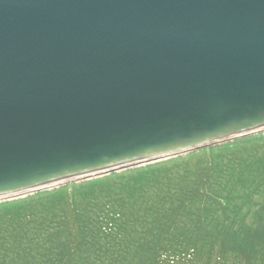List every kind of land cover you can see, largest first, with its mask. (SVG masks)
<instances>
[{
  "label": "water",
  "instance_id": "water-1",
  "mask_svg": "<svg viewBox=\"0 0 264 264\" xmlns=\"http://www.w3.org/2000/svg\"><path fill=\"white\" fill-rule=\"evenodd\" d=\"M264 132V0H0V201Z\"/></svg>",
  "mask_w": 264,
  "mask_h": 264
},
{
  "label": "trees",
  "instance_id": "trees-1",
  "mask_svg": "<svg viewBox=\"0 0 264 264\" xmlns=\"http://www.w3.org/2000/svg\"><path fill=\"white\" fill-rule=\"evenodd\" d=\"M264 264V133L0 202V264Z\"/></svg>",
  "mask_w": 264,
  "mask_h": 264
},
{
  "label": "rangeland",
  "instance_id": "rangeland-1",
  "mask_svg": "<svg viewBox=\"0 0 264 264\" xmlns=\"http://www.w3.org/2000/svg\"><path fill=\"white\" fill-rule=\"evenodd\" d=\"M263 133V132H262ZM176 264H178V263H176Z\"/></svg>",
  "mask_w": 264,
  "mask_h": 264
}]
</instances>
